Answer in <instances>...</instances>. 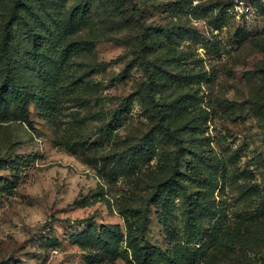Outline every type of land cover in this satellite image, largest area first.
<instances>
[{
	"label": "rangeland",
	"instance_id": "obj_1",
	"mask_svg": "<svg viewBox=\"0 0 264 264\" xmlns=\"http://www.w3.org/2000/svg\"><path fill=\"white\" fill-rule=\"evenodd\" d=\"M27 1L12 48L32 49L29 25L66 41L51 38L49 72L21 70L49 97L27 120L0 113V158L15 153L0 162V264H138L128 219L169 264L190 199L206 214L195 264H264V0L246 16L233 0H93L67 25L54 20L80 0ZM10 12L0 0V49ZM104 228L118 253L96 245Z\"/></svg>",
	"mask_w": 264,
	"mask_h": 264
},
{
	"label": "trees",
	"instance_id": "obj_2",
	"mask_svg": "<svg viewBox=\"0 0 264 264\" xmlns=\"http://www.w3.org/2000/svg\"><path fill=\"white\" fill-rule=\"evenodd\" d=\"M93 0H80V2L75 6L74 14L68 19L64 20L60 18L59 20H54L57 25L62 24H73L74 20L78 23L89 19L90 3ZM11 2V12L9 13V20L5 24V32L3 39L1 41L0 49V70L3 68L7 71L5 80L0 83V113L8 114L10 112L16 113L20 118L27 120V107L30 100L38 101L39 99L45 100L49 97L47 90L40 87L39 83H34L31 87H28L24 77L21 75V70L23 67L31 68L37 70L39 75L45 72H49L48 66L56 60L55 56H51L48 53L52 40L58 39L59 41H66V38L61 32L59 26L58 30H50V35L45 36L35 29L34 25H29L27 32L34 38V43L32 44V49L26 51L25 54L19 55L18 50L12 48V35L15 29V25L20 22H29L25 14L24 8L27 10L30 8V4L27 0H10ZM38 33L40 36H38ZM53 42V41H52ZM76 44V49L87 48L88 42L83 39H78L74 41ZM73 44V46L75 45ZM70 46V45H69ZM71 47V46H70ZM21 54V53H20ZM45 62V63H44ZM151 74V72H149ZM41 89L43 93H41ZM181 145V140L176 141ZM181 148H184L181 145ZM0 162L4 163H14L15 153H6L0 158ZM172 181V178L165 180L161 183V186H167ZM11 183L7 176L0 177V185L2 187H8L7 185ZM186 222L189 229V241L187 244H182L179 254H173L169 256V264H195L199 259L205 255L204 246L199 244V241H195L201 233L203 228L202 219L206 214L201 210L200 204L195 203L194 200L190 199L187 206ZM89 219H76L78 223H82ZM129 221L128 232L130 234L129 246L133 249L132 255L138 262V264H159L162 259V252L157 247L151 245V243L146 239V224L143 220L142 227L137 228ZM192 229L195 231L192 233ZM140 234V240L145 243V245H133L132 241H138V238L134 235ZM110 234V235H109ZM121 233H112L110 229L104 228L101 230L99 236L96 237V245L99 249L106 253L114 254L118 251L116 243L120 240ZM120 236V237H119ZM195 242L196 245L193 243ZM183 252V255L180 252Z\"/></svg>",
	"mask_w": 264,
	"mask_h": 264
},
{
	"label": "built area",
	"instance_id": "obj_3",
	"mask_svg": "<svg viewBox=\"0 0 264 264\" xmlns=\"http://www.w3.org/2000/svg\"><path fill=\"white\" fill-rule=\"evenodd\" d=\"M233 5L238 10L239 16H246L250 13L251 7L245 0H233Z\"/></svg>",
	"mask_w": 264,
	"mask_h": 264
}]
</instances>
